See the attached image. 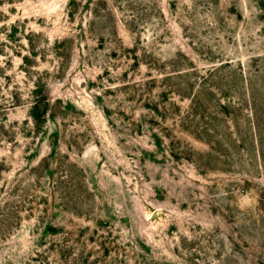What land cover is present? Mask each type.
<instances>
[{
    "label": "rangeland",
    "instance_id": "374dc122",
    "mask_svg": "<svg viewBox=\"0 0 264 264\" xmlns=\"http://www.w3.org/2000/svg\"><path fill=\"white\" fill-rule=\"evenodd\" d=\"M0 264H264V0H0Z\"/></svg>",
    "mask_w": 264,
    "mask_h": 264
},
{
    "label": "water",
    "instance_id": "95a60500",
    "mask_svg": "<svg viewBox=\"0 0 264 264\" xmlns=\"http://www.w3.org/2000/svg\"><path fill=\"white\" fill-rule=\"evenodd\" d=\"M161 215V213L160 212H157L156 214H155V217H159Z\"/></svg>",
    "mask_w": 264,
    "mask_h": 264
}]
</instances>
